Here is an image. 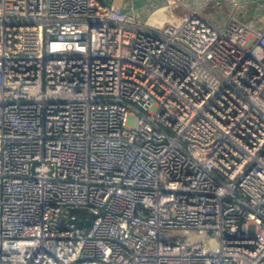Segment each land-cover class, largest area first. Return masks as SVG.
<instances>
[{
  "label": "built area",
  "instance_id": "obj_1",
  "mask_svg": "<svg viewBox=\"0 0 264 264\" xmlns=\"http://www.w3.org/2000/svg\"><path fill=\"white\" fill-rule=\"evenodd\" d=\"M201 7L0 0V264H264V23Z\"/></svg>",
  "mask_w": 264,
  "mask_h": 264
},
{
  "label": "crops",
  "instance_id": "obj_2",
  "mask_svg": "<svg viewBox=\"0 0 264 264\" xmlns=\"http://www.w3.org/2000/svg\"><path fill=\"white\" fill-rule=\"evenodd\" d=\"M99 1L109 5H113L115 7H120L129 10L135 16L141 17L145 14V12L149 9V7L153 3L162 0H99ZM181 1L189 4L190 6H198L201 4L202 7L204 6L202 3L203 0H181ZM260 2L263 3L264 0H233L234 5L236 4L237 14L252 27H259L260 24L264 23V17L260 18L258 16V12L251 7L254 6L260 10L261 9Z\"/></svg>",
  "mask_w": 264,
  "mask_h": 264
},
{
  "label": "rangeland",
  "instance_id": "obj_3",
  "mask_svg": "<svg viewBox=\"0 0 264 264\" xmlns=\"http://www.w3.org/2000/svg\"><path fill=\"white\" fill-rule=\"evenodd\" d=\"M202 3L204 6L200 8V14L216 26H220L222 24L227 13L234 5L232 0H203ZM251 7L258 12V16L260 18L264 17V13H262L259 9L254 6Z\"/></svg>",
  "mask_w": 264,
  "mask_h": 264
},
{
  "label": "water",
  "instance_id": "obj_4",
  "mask_svg": "<svg viewBox=\"0 0 264 264\" xmlns=\"http://www.w3.org/2000/svg\"><path fill=\"white\" fill-rule=\"evenodd\" d=\"M67 221L73 223L76 226H81L86 224V220H81L79 218H68Z\"/></svg>",
  "mask_w": 264,
  "mask_h": 264
}]
</instances>
